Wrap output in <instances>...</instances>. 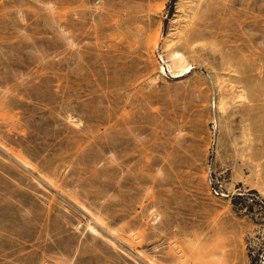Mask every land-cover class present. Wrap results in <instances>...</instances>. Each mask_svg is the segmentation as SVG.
<instances>
[{"label":"rangeland","instance_id":"rangeland-1","mask_svg":"<svg viewBox=\"0 0 264 264\" xmlns=\"http://www.w3.org/2000/svg\"><path fill=\"white\" fill-rule=\"evenodd\" d=\"M0 264H264V0H0Z\"/></svg>","mask_w":264,"mask_h":264},{"label":"bare ground","instance_id":"bare-ground-1","mask_svg":"<svg viewBox=\"0 0 264 264\" xmlns=\"http://www.w3.org/2000/svg\"><path fill=\"white\" fill-rule=\"evenodd\" d=\"M200 13L201 12L199 11V8L197 7L193 11L192 17L194 15L196 16ZM200 16H201V14H200ZM199 34H200L199 28L194 25V27H192L191 29H186L184 31V34L182 37L183 42L187 45L191 40H194ZM154 41L156 44L157 40L155 39ZM166 47H167L166 60H164V58L161 57V59L165 62L164 65H160L161 71L165 72L166 68H167L171 74H174V75L176 74V76L184 75L185 73L189 72L191 70V64L186 60L184 53L181 50L175 48L173 46V42H171L170 40L166 41ZM88 227L95 234L96 229L92 225H90V223L88 224ZM97 234H99V233H97ZM97 234H95V235H97Z\"/></svg>","mask_w":264,"mask_h":264},{"label":"built area","instance_id":"built-area-1","mask_svg":"<svg viewBox=\"0 0 264 264\" xmlns=\"http://www.w3.org/2000/svg\"><path fill=\"white\" fill-rule=\"evenodd\" d=\"M213 192H214L215 194H218L217 190H216V189H214V188H213Z\"/></svg>","mask_w":264,"mask_h":264}]
</instances>
